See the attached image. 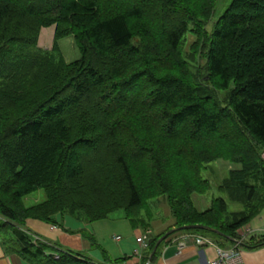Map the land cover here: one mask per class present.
<instances>
[{
	"label": "trees",
	"instance_id": "obj_1",
	"mask_svg": "<svg viewBox=\"0 0 264 264\" xmlns=\"http://www.w3.org/2000/svg\"><path fill=\"white\" fill-rule=\"evenodd\" d=\"M197 1L0 0L6 252L40 263L50 250L58 259L51 255L48 264H96L34 243L23 232L25 220L53 223L60 214L94 223L124 210L132 227H146L136 214L159 197L167 199L176 232L216 243L232 244L261 213L264 0H232L211 32L205 27L213 0ZM50 27L52 47L42 50L39 35ZM187 34L195 40L185 53ZM68 36L80 54L71 63L56 43ZM198 56L205 59L201 69ZM218 160L236 167L218 190L241 212L229 213L222 198L202 212L194 206L193 196L211 189L202 171ZM38 190L45 200L24 207ZM241 248L263 249L264 234Z\"/></svg>",
	"mask_w": 264,
	"mask_h": 264
},
{
	"label": "crops",
	"instance_id": "obj_2",
	"mask_svg": "<svg viewBox=\"0 0 264 264\" xmlns=\"http://www.w3.org/2000/svg\"><path fill=\"white\" fill-rule=\"evenodd\" d=\"M45 31L41 30L42 33ZM39 36H42L41 33ZM46 41L47 39L44 38L42 44H45ZM52 221L53 223H45L27 219L24 222L23 230L31 237L39 238V242L41 241L42 244L57 250L79 254L83 259L96 264H207L216 256L214 248L196 247L191 240L181 237L183 234H174L172 235L173 239L162 241L150 258L152 250L148 260L145 261L143 257L148 252V248L142 249L136 243V238L143 233L151 234L149 226L132 227L125 218H107L87 223L60 214L54 215ZM263 229L264 210L241 231L249 230L251 232L247 236L248 239L262 233ZM117 234L119 236H116ZM206 238L211 239L210 237ZM181 243H184L183 249L178 247ZM215 244L220 246L216 242ZM51 255L56 254L48 250L40 263L33 262L17 253L6 252L0 242V264H48V257ZM241 262L242 264L264 263V248L254 251L243 250Z\"/></svg>",
	"mask_w": 264,
	"mask_h": 264
},
{
	"label": "rangeland",
	"instance_id": "obj_3",
	"mask_svg": "<svg viewBox=\"0 0 264 264\" xmlns=\"http://www.w3.org/2000/svg\"><path fill=\"white\" fill-rule=\"evenodd\" d=\"M231 1L232 0H213V9L214 10H213L212 18H210L209 23L205 27L208 32L212 31L214 22L222 14V12L227 9V7L231 3ZM192 2H193V0H188V3H190L192 5V7H195V4H193ZM197 2H200V0H198ZM190 4H189V6H190ZM192 7H190V8H192ZM53 29H54L53 27H52V29L50 27V28L44 29V30H46L44 33L41 32L42 36L41 37L39 36L40 38L38 39V42H37L38 48H40L42 50H50L51 49L52 44H53V36H54L53 35V32H54ZM44 38L47 39V41L45 44H42ZM194 40H195V37L193 35H191V34L186 35V43L184 45V52L185 53H187L190 50L189 48H190L191 44L194 42ZM56 43H57V48L59 50V53H60V55L63 58L65 63H71V62H74L77 59H79L80 54H79V51L77 49V46H76L72 36L61 38V39L57 40ZM196 63H197L198 69H201L205 65L204 57L198 56ZM218 95H219V98H221L222 95H224V93H221V94L218 93ZM261 156H262V159H264V151L262 152ZM234 168H236V167L233 165H229L225 161L218 160L217 162H215L211 165H208L205 168V170L202 171V176L204 178H206L207 180H209V182L211 184V189L205 195L193 196L192 201H193L194 206L196 207L197 210H199L201 212L205 211L210 207L213 199L222 198L226 201V203L228 205V212L229 213H238V212L242 211V207L239 204H235V203L227 201L228 200L227 196L218 190V187L220 186L221 182L227 178L228 172ZM44 200H45L44 191L38 190V191L30 194L26 198H24L23 199V205H24V207H28V206H32L36 203H41ZM145 209H148V210H145ZM145 211H146V213H145ZM147 213L149 214V217L144 218V216H146ZM136 217H140V219L143 218L145 226L150 227L149 229H151L152 233L148 235V239L150 241L156 239L157 241H156L155 245L160 240H162L164 242V241H167L168 239H173L174 236H172V235H174V234L175 235L176 234H183V236H181V237H185V239H190L191 237H200V238L208 239V238H206L207 236L205 237V236L198 235V234L176 232L177 229L175 227H173V226H175L174 218L171 215V211H170L169 205L167 203L166 197H159L157 199L148 200L146 202V206H144L138 210ZM72 218H74V217H72ZM108 218H110V219H118V218L124 219L125 218L126 219V213L124 210H117V211L111 213L108 216ZM33 220H36V219H33ZM22 229H23V227H22ZM146 229H148V228H146ZM23 232H26V231L23 230ZM173 232H176V233L173 234ZM144 234H146V233H143L142 235H144ZM142 235H140V236H142ZM116 236H119V235L117 234ZM208 240H210L215 245L212 247L215 250V247H217L215 242L212 239H208ZM218 244L221 246V248L227 249V248H230L231 242L220 241V242H218Z\"/></svg>",
	"mask_w": 264,
	"mask_h": 264
},
{
	"label": "built area",
	"instance_id": "obj_4",
	"mask_svg": "<svg viewBox=\"0 0 264 264\" xmlns=\"http://www.w3.org/2000/svg\"><path fill=\"white\" fill-rule=\"evenodd\" d=\"M264 232V229L262 230ZM251 232L246 230L244 232L238 233V239L232 241L230 248L224 249L221 247H215V258L209 261L207 264H242L241 262V243L246 240L247 236ZM189 240L193 242L196 247H213L215 246L210 240L200 238V237H191ZM148 236L142 235L136 238V243L140 245L142 249L147 248ZM180 249L184 248V243L179 244ZM136 255H138L136 253ZM264 264V263H262Z\"/></svg>",
	"mask_w": 264,
	"mask_h": 264
},
{
	"label": "water",
	"instance_id": "obj_5",
	"mask_svg": "<svg viewBox=\"0 0 264 264\" xmlns=\"http://www.w3.org/2000/svg\"><path fill=\"white\" fill-rule=\"evenodd\" d=\"M195 228H197V227H195ZM161 242H162V240H160L159 242H157V244L155 245V247H154V249H153V252H152L150 258L154 255V253H155L157 247L159 246V244H160Z\"/></svg>",
	"mask_w": 264,
	"mask_h": 264
}]
</instances>
